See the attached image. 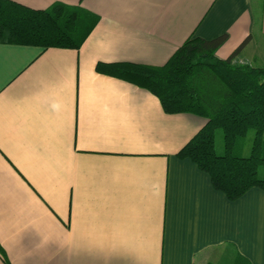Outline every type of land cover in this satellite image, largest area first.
<instances>
[{
	"label": "crops",
	"instance_id": "1",
	"mask_svg": "<svg viewBox=\"0 0 264 264\" xmlns=\"http://www.w3.org/2000/svg\"><path fill=\"white\" fill-rule=\"evenodd\" d=\"M13 1L97 22L80 48L0 42V264H264V189L230 199L190 157L216 153L187 146L207 118L97 70L191 36L264 67V0Z\"/></svg>",
	"mask_w": 264,
	"mask_h": 264
},
{
	"label": "trees",
	"instance_id": "2",
	"mask_svg": "<svg viewBox=\"0 0 264 264\" xmlns=\"http://www.w3.org/2000/svg\"><path fill=\"white\" fill-rule=\"evenodd\" d=\"M96 22L93 13L78 5L56 2L34 9L0 0L3 43L80 48ZM224 40L225 36L212 40L191 36L164 65L99 62L97 70L151 91L168 113L207 118L187 146L215 149L220 129L222 153L194 152L190 157L209 173L217 190L237 199L252 187L264 189V67L234 63L232 56L218 58L215 53ZM250 130L255 131L250 155L235 154L237 143Z\"/></svg>",
	"mask_w": 264,
	"mask_h": 264
},
{
	"label": "rangeland",
	"instance_id": "3",
	"mask_svg": "<svg viewBox=\"0 0 264 264\" xmlns=\"http://www.w3.org/2000/svg\"><path fill=\"white\" fill-rule=\"evenodd\" d=\"M254 130H250L246 137L241 139L238 143L237 146L235 147V154L241 155V156H249L251 153V147L254 139ZM215 151L217 153H222L223 152V134L222 131L219 129L217 130L216 134V146H215ZM220 255V254H219ZM224 257V258H223ZM215 264H230L228 260L226 259V256H223L219 259H217Z\"/></svg>",
	"mask_w": 264,
	"mask_h": 264
}]
</instances>
